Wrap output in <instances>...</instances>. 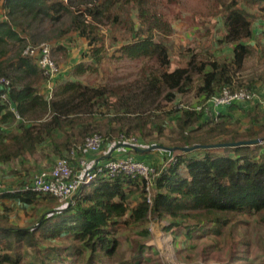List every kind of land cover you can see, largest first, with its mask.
I'll return each mask as SVG.
<instances>
[{
    "label": "trees",
    "instance_id": "trees-1",
    "mask_svg": "<svg viewBox=\"0 0 264 264\" xmlns=\"http://www.w3.org/2000/svg\"><path fill=\"white\" fill-rule=\"evenodd\" d=\"M66 1L0 0V78L10 80L8 88L0 89V93L8 89V99L0 98V166L21 162L27 155L34 163L23 166L26 171L51 169L54 164L47 168L37 163L39 148L45 160L51 159L47 148H42L47 145H52L57 159L72 160L70 151L83 148L85 138L95 132L104 136L101 148L107 143H120L121 134L137 137L138 145L151 146L150 137L155 132L170 140L169 145L160 143L164 146L261 141L189 152L165 150L160 164L147 159L155 149L141 152L124 147L129 152L126 157L161 171L152 204L147 202L142 178L124 173L111 176L104 171L82 187L73 203L48 210L32 228L0 222V264H109L107 259L122 244L120 230L146 224L151 215L170 217L171 227L180 230L176 233L190 238L221 235L229 221L238 223L244 215L264 219V116L257 106L246 112L251 116L246 130L234 129L228 122L233 109L248 102L225 106L218 120L194 108L196 105L170 111L168 114L177 112L175 127L167 126V120L159 114H152L153 109H160L162 100L174 101L193 89L196 82L199 104L221 94L225 87L253 91L258 79L264 83V71L246 84L235 82L246 57L256 49L251 44L257 35L250 9L257 6L264 15V0H245L243 4L242 0H217L225 34L216 42L232 46L231 51L226 56L218 54L217 49L203 48L208 56L194 53L186 66L172 70V43L167 37L175 29L164 15V0H79L85 8L78 10L73 0ZM65 17H69L68 25L56 26ZM106 21L112 26H126L133 35L121 44L113 41L118 45L113 56L153 60L156 67L115 86L82 81L83 75L97 72L104 60L105 40L100 31ZM70 31L86 39L91 50L85 54L87 61L76 64L65 79L56 80L49 98L48 90L43 91L47 76L37 59L25 55L24 49L28 39L34 44L58 42ZM259 38L264 56V30ZM55 45L53 57L68 56L67 44ZM112 97H116L115 102H111ZM14 109L22 120L16 119ZM78 150L79 160L85 152ZM171 157L175 161H168ZM119 159L113 153L103 163ZM31 179L32 175L25 177L19 186ZM41 197L57 200L51 194L17 188L1 192L0 202L29 206Z\"/></svg>",
    "mask_w": 264,
    "mask_h": 264
},
{
    "label": "rangeland",
    "instance_id": "rangeland-1",
    "mask_svg": "<svg viewBox=\"0 0 264 264\" xmlns=\"http://www.w3.org/2000/svg\"><path fill=\"white\" fill-rule=\"evenodd\" d=\"M66 2L71 3L70 0ZM243 3H245V0H242ZM73 5L75 10L85 8L79 0H73ZM163 11L168 21L174 24L175 29L174 34L167 37L172 43L171 70L176 66H186L187 60L194 53H197L198 57L208 56L207 52L202 50L203 48L217 49L218 54H225L226 56L231 51L232 46L216 42L225 34L223 14L217 0H180L175 3L164 0ZM258 11L257 6L250 9L254 16L253 24L257 35L256 38L251 39V44L256 49L253 54L246 57L243 68L237 72L235 80L237 85L241 82L246 84L250 79H258L264 71V56L262 54L261 39L259 38L264 30V15ZM132 16L136 20V16ZM68 22L69 17H65L63 21L56 23V26L64 27L68 25ZM102 25L100 33L103 34L105 40V47L102 51L104 60L97 72L83 75L81 77L82 81L93 85L108 84L115 86L135 80L144 71H150L153 67H156L153 60H129L120 59L117 55L113 56L115 49L118 47L113 41H121V44L126 39L132 38L133 35L130 31H127L126 26H112L107 21ZM58 42L67 44L69 50V54L65 58L54 57L61 68L59 76L63 78L67 77L76 64L87 61L85 54L88 50L90 52L91 47L86 39L72 31ZM58 42L47 43H50L53 48L56 47L55 44ZM197 86L198 82L195 83L193 89L184 94H179L174 101L162 100L161 106L158 107L160 109H153L152 114H159L167 120V126L175 127L177 112L168 113L199 104L201 97L196 93ZM253 91L258 94V97L251 101L253 103L248 102L233 109V118L228 122L232 128L246 130L250 126L251 120V116L246 112L253 111L255 106L264 116V83L258 79ZM115 100L116 97L111 98V102H115ZM104 110L106 117H110L111 115L107 113L106 109ZM103 130H105L104 126ZM157 135L155 132L150 137L149 143H162L165 145L171 143L167 137H158ZM218 140L216 139V141ZM156 151V149L153 151L154 154ZM153 156L150 159H153ZM18 162L19 160L6 166L12 168V164L15 165ZM6 170V168L0 166V182L5 185V188H8L12 185L14 177L11 178L8 177L9 174L2 173ZM2 207L9 209V212L11 211L9 216L15 218V223L24 219L22 214L25 211H22V208H19L20 210L13 209L9 206V203L2 204ZM1 217L7 219L5 216ZM0 220L7 223L6 220ZM36 222L34 221V224ZM172 222L173 219L170 217L158 218L151 215L146 224L122 228L119 234L122 241L120 249L114 256L108 258L107 262L109 264H224L227 262L233 264H264V219L259 216L244 215L238 223L231 220L229 221L231 224L224 228L221 235L209 234L204 237L193 236V238L181 233L177 234L176 232L180 230L171 227ZM138 255L140 258L135 259ZM129 261L130 263H127Z\"/></svg>",
    "mask_w": 264,
    "mask_h": 264
},
{
    "label": "built area",
    "instance_id": "built-area-1",
    "mask_svg": "<svg viewBox=\"0 0 264 264\" xmlns=\"http://www.w3.org/2000/svg\"><path fill=\"white\" fill-rule=\"evenodd\" d=\"M24 54L37 59L39 68L43 71L44 75L47 76L49 98H51L53 94L54 81L61 73V68L53 57L51 44L45 41L34 44L28 39L27 45L24 49ZM9 85V79L5 77L0 78V89H6ZM256 97H258V94L249 89L231 91L228 87H225L221 94L211 97L206 102L197 104L194 108L199 111H204L207 114H213L215 119L218 120L223 107L232 105L236 102L246 103L254 100ZM0 98L2 100L8 99V89L0 93ZM189 107L190 106H188V108ZM14 114L17 120H22V117L15 109ZM137 141V137L135 136L126 137L125 134H121V142L138 145ZM103 142V134L95 132L87 136L84 140L83 148L79 147L78 149L83 150L85 153H95L101 148ZM78 149L73 148L70 151L69 156L76 157L77 152L79 151ZM172 160L175 161L173 157H171L168 161ZM78 161L80 168H84V172L81 174L73 170L69 157H60L55 161L51 169H44L36 172L31 181L23 184L22 186L5 188V185L0 182V193L6 191L7 189L14 190L22 188L24 190H32L40 194H51L59 203L67 205L75 201L84 185L91 183L99 173L106 171L111 176L124 173L134 178H142L144 181L147 202L152 204L156 193V178L161 172L155 166L145 163L144 161L136 160L131 156L119 160H109L105 163L97 164L95 168H89L88 161L85 156L79 158Z\"/></svg>",
    "mask_w": 264,
    "mask_h": 264
},
{
    "label": "crops",
    "instance_id": "crops-1",
    "mask_svg": "<svg viewBox=\"0 0 264 264\" xmlns=\"http://www.w3.org/2000/svg\"><path fill=\"white\" fill-rule=\"evenodd\" d=\"M65 78L66 77L60 78V76H58V78L56 80L65 79ZM56 80L54 81V85L56 84L55 83ZM47 90L49 92L48 81L44 84V87H43L44 92H46ZM224 108L225 107L222 108V111L225 110ZM118 144H119V142L118 143H115V142L114 143L113 142L107 143V144H104V146L98 152H95V153L86 152L85 157L88 161L89 168H95L97 164H102L104 162V160L108 159L113 153H116V156L120 157V158L126 157L125 154L129 153V152H126L127 150L124 149V146H119ZM156 144H158V143H156ZM139 146L144 147L142 145H139ZM45 147L47 148L46 149L47 154L50 155L51 159L45 160V159L41 158L40 154L42 152H40V151H42V149L39 148L37 163L40 164L42 167L50 168L54 164L53 162L56 161L55 159H57V154L53 153L52 145L43 146L42 148L44 149ZM156 150L157 151L154 154L153 159H150V157L152 155L149 156L147 159H149V161H151L155 164H160L164 159V155H165V153L163 152L164 149L156 148ZM33 163H34V160L31 157L26 155L21 162L19 161L17 164L15 163V165L12 164L13 165L12 168L7 167L6 165L3 166L7 170L5 172H2V173L9 174L8 177H11V178L14 177V181L12 182V185L8 188L16 187L17 184L20 185L22 180H24L25 177H29L30 175H32V177H33V175L36 172H34L33 170L26 171L23 168V166L28 167L30 164H33ZM71 165H72V168L75 172L80 173V174L84 172V168L83 169L80 168L79 161L76 157H73V159L71 160ZM11 169H14V170H11ZM15 181H17V182H15ZM157 191H158V188L156 187V192ZM4 203H7V204L9 203V206L12 207L13 209L20 210L19 208H22V211H25V213L22 214L24 219L22 221L20 220L21 222L15 223L16 222V221H14L15 218L13 216H9L11 211L9 212V209H4L3 207L1 208L2 204H4ZM60 205L66 206V205H62L61 203H59L55 199H43L42 197L38 200V202L36 204L29 205V206L26 204L22 205L19 202H13L12 203L8 200H3L2 203L0 202V209H2V210H0L1 211L0 213L2 216H5L7 218V219L2 218V220H6L7 223H10L14 226H21V227H25V228L29 229V228H32L33 226L37 225L39 219L41 218V216H43V214L45 212H47L50 209L53 210L56 207H60ZM34 221L35 222L37 221V222L34 224ZM0 222H1V220H0ZM2 223H4V222H2ZM217 264H221V263H217Z\"/></svg>",
    "mask_w": 264,
    "mask_h": 264
},
{
    "label": "water",
    "instance_id": "water-1",
    "mask_svg": "<svg viewBox=\"0 0 264 264\" xmlns=\"http://www.w3.org/2000/svg\"><path fill=\"white\" fill-rule=\"evenodd\" d=\"M259 141H261L260 138L257 139H252V140H240V141H236V142H225V143H212V144H195L193 146H183V147H179V146H163L160 144H153L151 146H147V147H141L139 145H135V144H131V143H125V142H120L118 145L119 146H124V147H128L137 151H148V150H152V149H156V148H162L164 150L173 152V151H177V150H181L184 152H189L195 149H199V148H218V147H228V146H239V145H244V144H255L258 143Z\"/></svg>",
    "mask_w": 264,
    "mask_h": 264
}]
</instances>
